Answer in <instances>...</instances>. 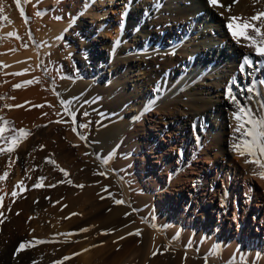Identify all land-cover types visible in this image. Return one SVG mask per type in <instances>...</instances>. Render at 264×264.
<instances>
[{
	"label": "bare ground",
	"instance_id": "obj_1",
	"mask_svg": "<svg viewBox=\"0 0 264 264\" xmlns=\"http://www.w3.org/2000/svg\"><path fill=\"white\" fill-rule=\"evenodd\" d=\"M151 34L158 37L149 48L136 44ZM130 83L134 92L126 91ZM97 92L100 123L81 130L73 120L86 117ZM4 113L25 121L30 141L0 138V264H37L47 247L27 244L23 221L83 187L68 184L63 164L91 190L113 183L121 201L114 214L156 216L154 232L169 234L163 244L174 264H264V0H0ZM180 142L188 143L184 150ZM41 156L46 182L18 194L21 170L37 167ZM179 207L200 218L179 219L189 224L184 240L204 241L200 250L171 238ZM13 208L16 218L8 217ZM87 235L98 241L94 231ZM142 240L140 252L162 249L150 231Z\"/></svg>",
	"mask_w": 264,
	"mask_h": 264
},
{
	"label": "rangeland",
	"instance_id": "obj_2",
	"mask_svg": "<svg viewBox=\"0 0 264 264\" xmlns=\"http://www.w3.org/2000/svg\"><path fill=\"white\" fill-rule=\"evenodd\" d=\"M160 2H161V0H158V3H160ZM107 6H108V3L105 1V3L103 4V7L105 8ZM138 29H140V28H138ZM165 30H166V32H165V34H166L168 30H167V28H165ZM134 31H136V30H134ZM103 33H105V30L103 31ZM95 34H93V36ZM129 34H131V36L134 37L132 32H130ZM151 37H158V34H155V35L151 34L148 36L146 35L145 37H142V38L140 36L139 37L136 36V40L138 41V42H136V44L137 45L142 44L141 46L144 45L145 48H149L150 47L149 45L154 43V39ZM148 39H150V40H148ZM132 43H134V40ZM141 46H139V49ZM191 46H193V45L191 44ZM78 47L79 46H77V48ZM134 48H135V44H132L131 46L128 47L129 51L134 50ZM130 76H131V79L137 77V75L136 74L134 75V73H132ZM107 79L108 78L105 77V81H107ZM131 83L127 84V88H126L127 90L126 91H128V92H134L135 91L134 86ZM144 94H147L146 95L147 98L150 97V95L148 93H144ZM102 98H103V94L97 92L91 98L88 99V101H87L88 106L86 107V111H85L86 117H82L81 119H78L75 121L73 120V122L75 123V126H79L81 128V130L82 129L87 130V128H89L91 126L94 127V125H96L97 122H98L97 124L100 123L99 121H100L102 116L99 115V113L97 115H94V113H97V111H99L100 106L102 107V104L99 103V102H101ZM89 108H90V111H89ZM91 108H93V109H91ZM90 112H92V113H90ZM9 114L4 113L2 116L0 115L1 116L0 117V128H1L0 129V138H1V136L4 138L12 137V139L14 138L15 143H18V144L29 143L30 139L27 137L28 135L26 134L27 133L26 130H28L26 128L28 126L26 125L25 121L20 119L19 121H17L18 122V125H17V124H15V123H17L15 118L12 115L11 116L13 118H11V116ZM158 114L159 113H157V118H156V115H154L155 116L154 118H156V120L158 122V124H157L158 129H161V133L162 132L166 133V131H168V124L163 120V117L161 118L160 115H158ZM4 115H6V116H4ZM83 118H85V120ZM93 119H94V121H93ZM82 120L84 121V123L86 122L85 125H84V123H82L83 122ZM22 121H24V122H22ZM88 122H89V124H88ZM94 122H96V123H94ZM80 124H81V126H80ZM19 125H20V127H19ZM86 125H88V126L86 127ZM15 127H17V128L15 129ZM23 127H25V128H23ZM18 129H19L20 133H19ZM11 130H13V131H11ZM187 144L188 143H186V142H180L178 144V146L179 147L181 146L180 147L181 150H184L186 148ZM38 147H39L38 145L34 146V148L32 149L33 150L32 153L37 151ZM5 160H4L3 164L5 162H8L11 160V155L6 154ZM38 160H39V162L37 163L38 168L37 167L28 168V166H27V167H24L26 169L21 170L22 181H20L21 179L19 181H20V184L22 185V187L20 186V192H18L19 190L17 191L18 194L24 193L27 190V185H29V184L34 187L38 184H44L46 182V179L48 178V173H45L44 169H43V163H44L45 158H43L41 156ZM64 165L65 164H63L62 169L64 170V172H67V174L69 176L68 184H71L74 182L76 188H78L77 185L79 184L80 187L83 186L82 189H80L78 191V194H76L75 196L67 195L66 196L67 198L65 197L64 201L59 202L60 204L57 202L52 203L50 205V207L45 212H43L42 214H37L38 216L33 215V214L28 215L25 219L26 221L24 220L23 221L24 223L22 222L23 223L22 226H24L23 227L24 230H22V233H23L25 239H27L26 240L27 244H30L32 242H41L45 248L47 247L46 249L40 251L37 254V256H36V257H38L36 260L37 264H124L126 261L127 262L125 264H158V263H161V261L164 264H174L173 259L170 257L173 249H171V247L169 245L167 246V245L163 244L165 239L169 238V234L167 233V231L163 232L162 235L158 234V233L155 234L156 231L154 232V225H155L154 223H155L156 216L147 214V215H141L139 217L138 216L135 217L134 215L128 213L130 216H133L132 220H129V222L124 223L123 225H120L118 227L113 226V225H115L116 221H119V220L127 221V219H131L130 216L127 214V212L125 213L124 211H121V212H115V214L112 212V210L115 207H117L118 204L121 202L120 199L117 198L118 191H117L116 186L112 183V184H107L106 187L103 188L105 190L99 191L100 189H98V186H97V189L95 191H94V189L91 190L93 188V186H95V185H93L92 182L91 183H90V181L88 182L86 177L85 178L83 176L78 177V175L76 173V169L73 165H71V164H67V166L66 165L64 166ZM176 169L177 168L175 167L171 172L175 173ZM1 174H3V175H1ZM22 174H25V175L22 176ZM2 178H3V180H1ZM28 180H29V182H28ZM3 181H5L4 171L1 170L0 183H2ZM80 182L81 183L86 182V183L80 184ZM91 184H92V186H89ZM86 186H88L90 188H84ZM92 201H94L96 203V206H90L89 203ZM120 204H119V206H120ZM90 208H91V210H90ZM13 209L8 212V217L16 218L19 215L18 214L19 211H18V209L17 210L16 209L13 210ZM240 211H242V209H240ZM181 214H183V215L187 214L189 216L191 215L193 218L192 222H194L195 219L200 221L199 216H197L196 214L188 212V210L184 211L182 207H179V209L176 211V214L173 215L174 217L171 216V218H170L172 222H169V226L171 227V230L173 231V235L171 236V238H173V239L175 238L174 240H176V242L179 245L182 244L184 246L186 244L185 247L191 246V248H193L195 250H200V247L202 245H205L203 240L200 241V243L197 245V244H194L193 240H191L193 238L187 237L188 239L185 238V240L182 238L184 235L188 236L191 233L187 231V230H189V224L188 223H185V224L183 223L182 225L179 223V219H180ZM83 216L84 217H88V216L90 217L88 224H85V226L83 225V227H80L79 229H71V228H69L70 226H68V227L65 226L66 222H68L74 218H82ZM176 216H178V217H176ZM192 222H191V224H192ZM44 230L45 231L50 230V232L48 233L49 235L45 234L46 232ZM93 231H94V234L96 233V235L97 234L99 235L98 237H96V240H98V241H95V243H93V241L89 242V240L86 238V237H88L87 234H89ZM148 231H150L152 233V235H154L155 238L158 237L159 243L161 241L162 249L160 247L156 248L154 245V247L150 246V247H148L147 250L142 251L143 253L140 252L139 249L142 245L143 234L145 232H148ZM42 232H43V234H42ZM180 232H181V234H180ZM182 232L184 234H182ZM61 233H64L65 237L57 238V236ZM40 234H41V236H40ZM222 235H223V233H221V236ZM38 236H39V238H38ZM53 236H56L57 240L59 239L60 241H64V242H60L61 244H58V242H53L52 241L54 238ZM241 236H242V233H241L240 237ZM243 236H244V232H243ZM244 237L246 238V242H249L251 239V237L247 236V235ZM231 238H232V235H231ZM61 239H63V240H61ZM92 239H94V238H92ZM57 246H60V247H57ZM166 246H167V248H165ZM151 247H152V249H151ZM155 248L157 250L156 255H155ZM150 249H151V251H149ZM148 252H151V253H148ZM141 254L144 255V257ZM202 263L207 264L204 260L202 261ZM179 264H181V263H179Z\"/></svg>",
	"mask_w": 264,
	"mask_h": 264
}]
</instances>
